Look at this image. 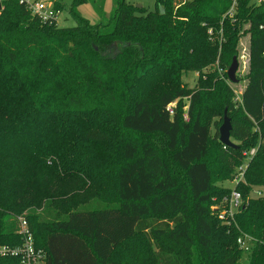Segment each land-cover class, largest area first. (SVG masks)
<instances>
[{"label": "trees", "instance_id": "trees-1", "mask_svg": "<svg viewBox=\"0 0 264 264\" xmlns=\"http://www.w3.org/2000/svg\"><path fill=\"white\" fill-rule=\"evenodd\" d=\"M91 2L101 21L76 15L71 28L38 22L18 0L3 4L0 246L21 245L23 216L45 264H264V196H250L264 188V0H155L154 11L113 0L108 15L103 0ZM242 34L248 73L237 105L212 74L210 90L181 84L182 71L216 58L227 67ZM225 109L231 146L205 116ZM243 164L242 206L221 219L210 207L233 190L219 183ZM45 202L52 219L34 214Z\"/></svg>", "mask_w": 264, "mask_h": 264}, {"label": "rangeland", "instance_id": "rangeland-1", "mask_svg": "<svg viewBox=\"0 0 264 264\" xmlns=\"http://www.w3.org/2000/svg\"><path fill=\"white\" fill-rule=\"evenodd\" d=\"M57 1L61 5V8H62L61 14L59 15V18L57 20L58 27H61V28L75 27L77 25L76 15H78V17H80L84 20H87L90 24H96V23L101 21V18L99 17L97 10H96L95 6H93L91 0H88L85 3L80 4L78 6H76L74 4V0H57ZM125 1L131 5H134L135 7L137 5H140L141 8L145 9L146 11H154L155 10V0H125ZM251 2L258 4L261 1L251 0ZM112 5H113V0H103V12L106 15L110 14V12L112 10ZM246 29H247V27H246ZM248 44H249L248 35L242 34L239 37V42H238V45L236 47L237 62H238V69L236 72V79L238 80L237 83H232L227 78V70H228L231 62L228 64L227 67L224 68L223 66H221L220 62L218 61V58H216V61L214 64L205 67L201 72L182 71L180 73L181 84L187 88H190V89L196 88V90L201 91V92L206 91V90H210V89L214 88V86L212 84L211 85H205V83H207L209 81L208 78L212 74L210 76V78L212 76H214L215 78L222 80L233 91L234 102L237 105L239 102L238 98H240V93L245 87L246 75L248 73ZM218 52H220V47L218 49ZM219 69H223V72H220ZM207 79H208V81H207ZM155 95H156V92L153 91L151 96H155ZM206 102L207 101H205V103L200 104L202 109L204 108V104H206ZM188 104H189V100L185 98L183 100V103H182V105H183L182 106V112L184 114L185 119H186V111L188 108ZM217 106L218 105H215L214 102L212 101V112L213 113H214V110L217 109ZM205 116L207 118L209 117V119L207 120V123L210 126L211 130H213V126H212L213 123L219 124L220 126L223 123V112L222 111L218 112L217 117H212V113H209ZM97 122H100V119H97ZM97 122H95V124H97ZM104 141L106 143H108V145L112 149V142L113 141L116 142V139L111 138V137H106V138H104ZM156 143L160 146L162 145V141L160 142L159 140H156ZM245 162H247V160H245ZM235 184L231 180L219 183L220 186L227 187L231 190H234ZM250 196H253V197L264 196V188L254 189ZM229 201H230V195L228 197H222L220 200L214 201L213 204L211 205L210 209L212 211H214L215 214L217 213L220 215L222 213H225L226 211L229 210ZM68 202L69 201H67V203L64 205V207L62 209H60V214H63L64 212L66 213L69 210H71V207L68 205ZM94 202H97V201H94ZM48 204H47V202H45L44 206L41 209L36 210L34 212V214H36L40 217H45L47 214V216H49V219H52L51 211L49 209L51 207L48 206ZM55 211L56 210L52 211V212H54L53 213L54 216L56 215ZM42 219L46 220V218H42ZM137 243H138L137 247H139L140 242L137 241ZM249 243H250V240L247 241L248 247L250 246Z\"/></svg>", "mask_w": 264, "mask_h": 264}, {"label": "built area", "instance_id": "built-area-1", "mask_svg": "<svg viewBox=\"0 0 264 264\" xmlns=\"http://www.w3.org/2000/svg\"><path fill=\"white\" fill-rule=\"evenodd\" d=\"M8 0H0V13L3 10V4ZM262 1V0H259ZM57 0H18V3L29 13L32 18H35L40 23H56L61 14V10L57 8ZM234 6V4H233ZM233 6L231 10L233 9ZM230 10V11H231ZM208 35L213 38L214 32L212 29L208 30ZM220 42L222 40H219ZM223 72V69H219ZM219 72V73H220ZM225 73V72H224ZM239 99V98H238ZM174 103L167 106L166 111L170 116L173 115ZM255 153L254 149H251L246 153V160H249L250 156ZM246 166L243 164L237 169V175L233 180V183H238L243 180V172ZM260 195V194H259ZM242 198L237 191H232L230 194L229 210L219 215V218L223 219L226 213L233 217V215L239 211L242 206ZM18 221V234L22 238L21 245L18 246H0V257H15L19 259V264H45L46 254L42 248L35 246L33 234L29 228V225L25 217L21 216ZM250 240L247 237L239 238L237 240L238 245L245 251L249 249L247 241Z\"/></svg>", "mask_w": 264, "mask_h": 264}, {"label": "water", "instance_id": "water-1", "mask_svg": "<svg viewBox=\"0 0 264 264\" xmlns=\"http://www.w3.org/2000/svg\"><path fill=\"white\" fill-rule=\"evenodd\" d=\"M136 8H141L140 5H137ZM238 69V62L237 57H233L231 64L227 70V78L232 83H237L238 80L236 79V72ZM232 126H231V120L227 116V110H224L223 114V123L219 127V142L225 146H231V140H230V132H231Z\"/></svg>", "mask_w": 264, "mask_h": 264}]
</instances>
